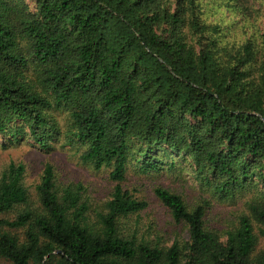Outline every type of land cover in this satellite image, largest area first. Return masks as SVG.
<instances>
[{
    "label": "trees",
    "instance_id": "16d2710c",
    "mask_svg": "<svg viewBox=\"0 0 264 264\" xmlns=\"http://www.w3.org/2000/svg\"><path fill=\"white\" fill-rule=\"evenodd\" d=\"M0 138L64 139L113 183L97 206L47 162L32 198L25 165L0 163L10 264H264V27L228 42L202 0H0ZM177 167L203 193L155 187L187 230L166 238L131 220L148 204L123 181Z\"/></svg>",
    "mask_w": 264,
    "mask_h": 264
},
{
    "label": "rangeland",
    "instance_id": "374dc122",
    "mask_svg": "<svg viewBox=\"0 0 264 264\" xmlns=\"http://www.w3.org/2000/svg\"><path fill=\"white\" fill-rule=\"evenodd\" d=\"M31 4L32 0H26ZM233 3V2H232ZM228 3L227 0H202V10L210 20H216L224 28L225 39L228 42L240 43L244 41L245 33L259 32L264 27V0H240L239 8ZM248 8V16L244 17V5ZM205 15V14H204ZM63 120V115L58 114ZM6 146V148H4ZM22 162L25 165V184L29 186L32 198H35V184L44 165L49 162L54 167V172L60 181L80 182L87 187L92 204L101 205L110 195L113 183L109 181L108 170H94L87 164L79 161L77 153L72 147L65 145L62 139L50 150H42L39 145L27 140L20 145H3L0 138V163L9 161ZM184 167L174 170L165 169L159 173L149 172L138 174L131 168L123 181V186L128 188L135 196L147 201V207L134 214L131 220L138 221L139 226L154 234H160L166 238H172L175 234L187 237V230L183 224L176 223L166 207L159 202L154 194L156 186L172 188L183 193L188 202H194L202 190L196 180L186 172ZM92 198V199H91ZM232 206L231 203L216 204L215 209L225 211ZM4 217H12L13 213L4 214ZM1 218V216H0ZM264 245V241L261 242ZM0 264H10L0 259Z\"/></svg>",
    "mask_w": 264,
    "mask_h": 264
}]
</instances>
